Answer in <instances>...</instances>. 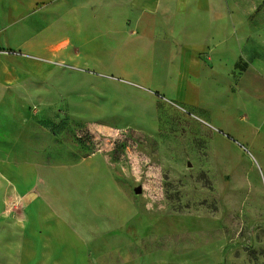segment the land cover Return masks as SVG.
Masks as SVG:
<instances>
[{
	"label": "rangeland",
	"instance_id": "1",
	"mask_svg": "<svg viewBox=\"0 0 264 264\" xmlns=\"http://www.w3.org/2000/svg\"><path fill=\"white\" fill-rule=\"evenodd\" d=\"M54 25L63 38L67 27ZM18 60L22 78L0 85V264L17 257L13 167L36 155L92 153L101 187L117 184L119 214L134 232L119 243L117 264H264V139L254 138L264 129V89L241 90L243 106L212 114L128 68L78 74L56 59L39 78Z\"/></svg>",
	"mask_w": 264,
	"mask_h": 264
},
{
	"label": "crops",
	"instance_id": "2",
	"mask_svg": "<svg viewBox=\"0 0 264 264\" xmlns=\"http://www.w3.org/2000/svg\"><path fill=\"white\" fill-rule=\"evenodd\" d=\"M55 20L67 27L57 40ZM19 57L39 78L56 59L78 74L128 68L183 105L234 113L241 90L264 89V0H0V85L22 78ZM98 160L36 155L13 167L14 264H117L134 232L119 214L117 184L101 187Z\"/></svg>",
	"mask_w": 264,
	"mask_h": 264
},
{
	"label": "water",
	"instance_id": "3",
	"mask_svg": "<svg viewBox=\"0 0 264 264\" xmlns=\"http://www.w3.org/2000/svg\"><path fill=\"white\" fill-rule=\"evenodd\" d=\"M141 191L140 190H138V193H140Z\"/></svg>",
	"mask_w": 264,
	"mask_h": 264
}]
</instances>
